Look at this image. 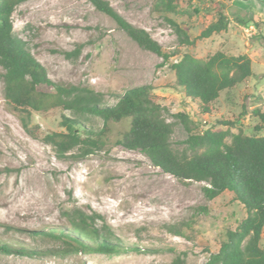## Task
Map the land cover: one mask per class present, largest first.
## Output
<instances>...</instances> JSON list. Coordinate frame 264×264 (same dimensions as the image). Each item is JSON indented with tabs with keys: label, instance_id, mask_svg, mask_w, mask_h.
Instances as JSON below:
<instances>
[{
	"label": "rangeland",
	"instance_id": "1",
	"mask_svg": "<svg viewBox=\"0 0 264 264\" xmlns=\"http://www.w3.org/2000/svg\"><path fill=\"white\" fill-rule=\"evenodd\" d=\"M109 2L127 20L150 31L170 58L140 47L89 0L23 2L12 15L14 32L54 81L92 87L109 104L128 87L151 84L171 113L188 111L196 119L199 107L176 86L171 63L186 51L200 58L217 50L245 53L252 59V76L221 93L212 113L202 116V129L225 127L217 123L223 118L236 122L234 132L241 127L255 133L252 110L264 107V0H213L202 2L200 12L191 10L192 16L171 14L196 38L192 46L180 41L174 26L155 10L154 0ZM218 2L229 17L228 29L198 38L216 18ZM251 26L248 35L245 29ZM3 72L0 66V245L63 247L57 241H35L31 233L64 226L66 211L79 208L100 214L125 244L138 249L36 255L0 249V264H169L178 252L186 253L188 264H203L218 251L225 231L246 216L244 205L231 192L209 199L203 191L206 181H182L154 166L142 150L118 143L129 120L111 123L110 140L102 150L85 156L73 150L60 158L43 135L64 130L62 116L72 114L60 108L34 112L40 134L32 137L7 107ZM89 118L88 125L102 126L100 117ZM169 120L174 123L172 146L180 151L187 131L177 117ZM171 227H180L182 233L175 234Z\"/></svg>",
	"mask_w": 264,
	"mask_h": 264
},
{
	"label": "trees",
	"instance_id": "2",
	"mask_svg": "<svg viewBox=\"0 0 264 264\" xmlns=\"http://www.w3.org/2000/svg\"><path fill=\"white\" fill-rule=\"evenodd\" d=\"M26 1L0 0V66L4 69V97L8 109L19 118L25 131L32 137L40 134L34 112L44 113L56 108L69 111L72 116L64 114L61 120L65 129L45 133L43 140L60 158L73 150L85 156L106 146L113 130L112 122L129 120L127 130L116 139L118 143L142 150L154 166L182 181H206L203 191L209 199L229 191L234 200L244 205L246 216L235 228L225 231L218 251L212 252L203 264H264V107L256 106L252 110L257 119L253 134L241 127L234 132L236 122L223 118L217 119V123L225 127L202 129V116L212 113L221 93L252 76L251 57L245 53L234 55L217 50L200 58L186 51L171 63L176 86L199 107L198 119L188 111L171 113L151 84L128 87L115 97V103L109 104L92 87L61 83L49 77L46 67L14 32L13 12ZM89 1L97 10L112 17L140 47L164 60L170 58L150 31L127 20L109 0ZM207 1L213 0H154V8L174 26L180 41L192 46L196 38L170 15L192 16L193 12H200L199 5ZM215 17L198 38L228 29L230 20L220 2L216 4ZM90 116L100 117L102 126L88 125ZM169 116L177 117L187 131L185 147L180 151L172 146L174 123ZM65 215L67 223L64 226L36 229L31 233L35 241H57L63 247H19L5 242L0 249L27 255L80 250L119 254L128 248L138 249V246L125 244L98 213L89 214L75 208ZM170 230L182 233L180 227ZM169 264H188L186 253H176Z\"/></svg>",
	"mask_w": 264,
	"mask_h": 264
},
{
	"label": "built area",
	"instance_id": "3",
	"mask_svg": "<svg viewBox=\"0 0 264 264\" xmlns=\"http://www.w3.org/2000/svg\"><path fill=\"white\" fill-rule=\"evenodd\" d=\"M252 29H254L253 26L246 28L245 31H246V33H247L248 35H250L251 32H252V31H251ZM204 122H206V120H204Z\"/></svg>",
	"mask_w": 264,
	"mask_h": 264
}]
</instances>
